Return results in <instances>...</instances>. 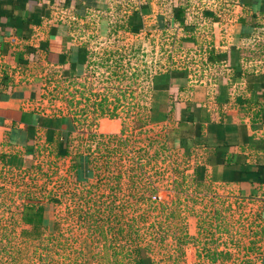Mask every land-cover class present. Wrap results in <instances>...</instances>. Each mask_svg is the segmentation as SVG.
<instances>
[{
  "label": "crops",
  "instance_id": "obj_1",
  "mask_svg": "<svg viewBox=\"0 0 264 264\" xmlns=\"http://www.w3.org/2000/svg\"><path fill=\"white\" fill-rule=\"evenodd\" d=\"M162 32L175 58L149 74L143 126L163 129L162 143L193 174L194 224L184 234L194 242L148 264H264V0H0L1 160L24 167L47 152L70 168L80 154L84 180L93 178L82 139L97 149V136H127L118 114L97 117L108 97L85 95L97 44L144 35L149 46ZM61 86L64 100L48 102L45 90ZM76 100L84 119L71 113ZM90 113L93 126L81 130ZM58 142L67 155H56ZM217 194L238 199L239 216L260 226L234 243L238 253L200 241L217 231L203 228L200 201Z\"/></svg>",
  "mask_w": 264,
  "mask_h": 264
},
{
  "label": "rangeland",
  "instance_id": "obj_2",
  "mask_svg": "<svg viewBox=\"0 0 264 264\" xmlns=\"http://www.w3.org/2000/svg\"><path fill=\"white\" fill-rule=\"evenodd\" d=\"M143 36L124 40L126 48L123 42H99L100 54L92 58L91 69L81 78L91 87H87L86 96L94 98L101 93L108 97L109 103L103 113L98 108L97 117L118 114L127 131V136L114 143V139L110 142L97 136L95 139L102 143L97 149L89 144L92 139L84 144L82 139L81 149L92 158L93 178L76 180L74 170L66 168L68 162L56 160L47 152L24 167L0 157L1 263L135 264V249L142 247L148 264L150 258H164L180 244L194 242V235L190 239L184 234L194 224L193 174L187 162L162 143L166 141L163 129L143 126L149 74L174 60V46L164 32L154 33L149 46ZM143 43L150 51L143 52ZM105 58L108 62L102 65ZM45 91L48 102L64 100L63 86L59 91ZM71 107L73 115L83 108L77 102ZM90 115L88 120L94 119V113ZM88 123L77 126L89 130L94 121ZM3 149L0 146V151ZM212 196L200 201V220L203 228L217 224V231L212 230L213 235L202 233L200 241L238 253L234 243L248 238L249 230L259 232L260 226L239 216L242 207L238 199ZM28 202L46 208L38 237L22 234V208Z\"/></svg>",
  "mask_w": 264,
  "mask_h": 264
},
{
  "label": "trees",
  "instance_id": "obj_3",
  "mask_svg": "<svg viewBox=\"0 0 264 264\" xmlns=\"http://www.w3.org/2000/svg\"><path fill=\"white\" fill-rule=\"evenodd\" d=\"M109 59V58H108ZM108 59H104V61L102 62V65H104L103 63L108 62ZM72 103V102H71ZM78 103V101H77ZM107 103V99H103L102 102H100L99 104V109L100 112L103 113L105 108L104 106ZM114 108L117 109V105L114 106ZM104 109V110H103ZM114 140L113 141H119V139L121 138H117L116 136H111ZM111 137L108 138V140H110V142L112 141ZM106 141V140H105ZM114 143V142H112ZM58 149L56 152L57 156H65L68 154L67 149H64L63 146L61 147V142H58ZM75 158H72L71 164H70V169H73L76 175V179L77 180H84V176H83V171H82V164L80 162V154H76ZM88 159L86 160V162L88 163V165H90V168L92 167V159L90 158L89 155H87ZM21 220L24 224L29 225L30 228H24L22 230V234L26 235L27 233H30L31 236L34 237H38L41 233V229L43 227V221H44V206L40 203H25L23 205L22 208V214H21ZM135 249V248H134ZM142 249L140 247H137L135 249V264H144L143 263V253H142ZM216 257H213V260H215ZM146 258L144 259L145 262Z\"/></svg>",
  "mask_w": 264,
  "mask_h": 264
},
{
  "label": "built area",
  "instance_id": "obj_4",
  "mask_svg": "<svg viewBox=\"0 0 264 264\" xmlns=\"http://www.w3.org/2000/svg\"><path fill=\"white\" fill-rule=\"evenodd\" d=\"M154 199L156 198V196L153 197ZM159 198V197H158Z\"/></svg>",
  "mask_w": 264,
  "mask_h": 264
}]
</instances>
